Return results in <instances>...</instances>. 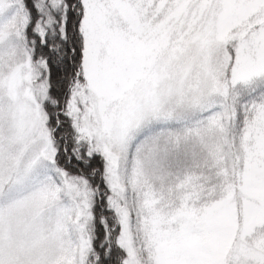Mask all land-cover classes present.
Segmentation results:
<instances>
[{"label":"snow or ice","instance_id":"6c2138e0","mask_svg":"<svg viewBox=\"0 0 264 264\" xmlns=\"http://www.w3.org/2000/svg\"><path fill=\"white\" fill-rule=\"evenodd\" d=\"M0 264H264V0H0Z\"/></svg>","mask_w":264,"mask_h":264}]
</instances>
